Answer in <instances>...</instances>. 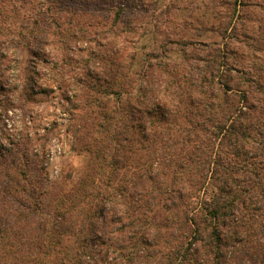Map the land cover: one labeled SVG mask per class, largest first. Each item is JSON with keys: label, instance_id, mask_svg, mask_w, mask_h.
Returning <instances> with one entry per match:
<instances>
[{"label": "trees", "instance_id": "trees-1", "mask_svg": "<svg viewBox=\"0 0 264 264\" xmlns=\"http://www.w3.org/2000/svg\"><path fill=\"white\" fill-rule=\"evenodd\" d=\"M47 60L63 196L3 118ZM0 132V264H264V0H0Z\"/></svg>", "mask_w": 264, "mask_h": 264}, {"label": "rangeland", "instance_id": "rangeland-1", "mask_svg": "<svg viewBox=\"0 0 264 264\" xmlns=\"http://www.w3.org/2000/svg\"><path fill=\"white\" fill-rule=\"evenodd\" d=\"M145 41H141L137 44V48L141 46ZM88 44V45H87ZM81 47L80 52H76V55L80 56V59L88 57V51H101L104 48L96 43H79L74 49ZM87 52H83L86 48ZM85 48V49H84ZM43 50L46 52L50 51L48 46H44ZM21 61L24 65H29L33 63L27 62L29 59H34L33 56L30 57L28 52L23 53L21 56ZM170 61H181L182 55L178 52H172L170 54ZM34 61V60H33ZM81 66L77 70L78 73H83L86 71L85 61H80ZM92 65V63H90ZM98 65L102 63H97ZM52 64L49 60L39 63V69L42 72L41 77L37 80V83L41 85L42 88H51L53 92L48 95H37L36 98L31 101L24 103L26 101H21L20 107L11 108L7 116L5 115L4 121L8 132L17 133L18 131L23 132L25 135V145L28 146L29 150L33 153H41L44 151L45 155L42 157L43 166H40V160L35 157L38 162H36L37 169H42L43 174L48 177L49 182H51L55 193L61 196L66 195L77 182L81 171L84 170L86 164L83 157H77L73 154L70 147V141L67 136H63L61 140L53 139L49 144L42 146V140L44 139V129L49 128V121L58 120L61 127L67 124L69 121L68 117L64 114L63 108L57 107L60 101V89L56 80L53 78V72H51ZM140 66L137 63L134 67L133 74L139 70ZM134 87L138 88V85ZM134 88L133 92L136 93L137 89ZM72 91V90H70ZM74 92V91H73ZM63 107V106H62ZM59 108V109H57ZM1 133V132H0ZM28 135V136H26ZM63 135V134H62ZM28 137V139H26ZM1 139L5 142V138ZM30 139V140H29ZM15 151V150H14ZM81 209L79 208L73 217L78 219L81 214Z\"/></svg>", "mask_w": 264, "mask_h": 264}]
</instances>
